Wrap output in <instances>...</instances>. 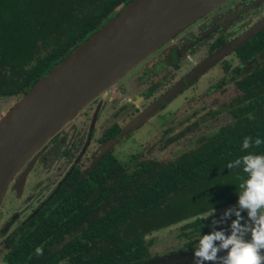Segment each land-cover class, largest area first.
<instances>
[{
	"label": "trees",
	"instance_id": "obj_1",
	"mask_svg": "<svg viewBox=\"0 0 264 264\" xmlns=\"http://www.w3.org/2000/svg\"><path fill=\"white\" fill-rule=\"evenodd\" d=\"M129 1L0 0V96L27 92ZM234 50L239 64L220 84L234 81L242 94L208 114L228 112L231 122L166 164L139 162L115 176L93 168L44 225L17 236L4 255L6 264H56L65 256L71 264H137L147 254L144 234L236 202L241 170L226 165L247 154L241 151L245 137L264 140V29ZM248 152L264 154V144ZM188 227L203 233L205 223L196 218ZM63 235L68 239L58 249L36 254L45 237Z\"/></svg>",
	"mask_w": 264,
	"mask_h": 264
},
{
	"label": "flooded vegetation",
	"instance_id": "obj_2",
	"mask_svg": "<svg viewBox=\"0 0 264 264\" xmlns=\"http://www.w3.org/2000/svg\"><path fill=\"white\" fill-rule=\"evenodd\" d=\"M263 17L264 0H227L182 29L148 57L132 67L107 90L83 106L72 120L64 124L54 135L46 140L41 148L18 171L15 180L9 184L5 197L0 204V263L6 264L4 255L11 248L13 241H16L17 236L28 233L32 229L36 230V228L44 225L50 216L53 215L55 208L65 200L64 197L71 192L72 187L79 180H88L89 172L95 167L106 170V167L102 164V159L109 156L111 152L107 151L103 158H99L100 147L106 145L112 138H115L116 134L123 127L144 111L159 96L181 81L202 60L246 31ZM234 51L224 56L202 75L211 68L221 64L225 58L232 55L235 56ZM153 55H156L157 59L145 64L146 60ZM188 56L195 58L190 69L181 74L159 95L143 105L144 101L150 99L153 91L158 88L159 81H163L169 73L180 71L182 69L181 62L184 59H188ZM201 76L186 85L168 102L162 104L157 111L163 109L166 104L180 95ZM19 97L0 96V99L6 98L3 99L1 107L9 99L17 100ZM222 113L229 114L228 112ZM144 122L146 121L132 128L124 137L129 135L133 130L138 129ZM169 142L171 141L168 140ZM204 142V140L197 139L196 147L187 152L196 149ZM187 152H182L180 155ZM180 155L167 162L148 159L139 160L133 165L125 166L120 172L124 169L132 168L139 162L166 164L176 160ZM25 170V176L22 178L20 184L17 183L16 185L17 177ZM107 174L109 176L116 175H110L108 172ZM6 198L9 199V203L2 210L1 208ZM235 203L215 208V210L227 208ZM102 208L103 205L99 204L98 210H102ZM211 211H206L144 234L142 240L147 254L137 264L154 258L165 257L172 253L168 251L157 255L156 251L152 252L153 242L146 240V237L152 232L177 224L183 223L180 229H188L190 233H181V237L187 240L174 252H193L196 243H198V236L211 231V219L207 220L205 217L207 214H211ZM98 212L101 213L100 211ZM244 215L246 216V213ZM91 217H93L92 214L90 215ZM196 218L201 219L206 225L203 233H201V230H193L191 227H188ZM88 220V214L83 215L81 223L83 225L87 224ZM228 223L230 224V222ZM225 227H227V224ZM74 232L75 230L73 229L71 232L72 237L75 236ZM78 237L81 238L82 243L86 242L87 246H90V241L87 240V237L85 238L81 235ZM67 239V235H63L61 238L59 237L55 240L45 237L37 247L46 248L47 250L53 248L55 250ZM45 243L50 245H45ZM99 245L97 244L94 248L99 247ZM80 248L83 251L82 245ZM224 254L220 253V255ZM67 257L59 259L56 264H71L68 262Z\"/></svg>",
	"mask_w": 264,
	"mask_h": 264
},
{
	"label": "water",
	"instance_id": "obj_3",
	"mask_svg": "<svg viewBox=\"0 0 264 264\" xmlns=\"http://www.w3.org/2000/svg\"><path fill=\"white\" fill-rule=\"evenodd\" d=\"M227 0H131L34 82L0 117V204L24 163L64 124L182 29ZM264 29V17L214 51L106 143L108 148ZM106 151L108 149H105ZM26 170L17 177L20 184ZM141 264H194L193 253Z\"/></svg>",
	"mask_w": 264,
	"mask_h": 264
},
{
	"label": "rangeland",
	"instance_id": "obj_4",
	"mask_svg": "<svg viewBox=\"0 0 264 264\" xmlns=\"http://www.w3.org/2000/svg\"><path fill=\"white\" fill-rule=\"evenodd\" d=\"M154 59H157L156 55L149 57L145 64L154 61ZM194 61L195 58L191 56H188V59H184L181 62L182 69L175 73H169L163 81H159L158 88L153 91L150 99L144 101L143 105L159 95L181 74L188 71ZM225 64L229 66L227 71L223 69ZM238 64L239 61L234 55L225 58L221 64L208 70L195 83L166 104L163 109L154 112L150 117L146 118L144 120L146 122L140 125L138 129L133 130L126 137L123 136L118 140L116 139L108 148L106 145L100 147L99 158H103L107 151L111 152L109 156L102 159V164L106 167L108 173L115 175L125 166L133 165L139 160L148 159L160 162L173 160L182 152H187L196 147V140L200 137L206 136L231 122L232 117L227 113H220L214 117H208V114L210 113L209 111L212 112L218 109L223 103H227L242 94V91L234 81L225 85L220 84L224 77L230 75L231 69ZM218 85L220 86L217 87ZM3 99L6 98L0 99V117L16 101L9 99L1 107ZM169 139H171V142L168 143ZM105 149L108 150L106 151ZM8 203L9 199L6 198L1 209L4 210ZM225 209L217 210L216 218ZM209 215L205 216L206 219H208ZM232 219H235V217H232ZM182 225L183 223L177 224L148 235L146 240L153 242L152 252L156 251L157 255H161L163 252L171 251L172 253L170 254H175L174 251L179 249L187 240L181 237V233H190L188 229H180Z\"/></svg>",
	"mask_w": 264,
	"mask_h": 264
},
{
	"label": "clouds",
	"instance_id": "obj_5",
	"mask_svg": "<svg viewBox=\"0 0 264 264\" xmlns=\"http://www.w3.org/2000/svg\"><path fill=\"white\" fill-rule=\"evenodd\" d=\"M262 144L264 140L259 137H245L241 151L247 154L226 165L228 170H241L234 187L238 199L218 218L212 207L207 219H211V231L198 236L192 252L194 264H264V154L248 152ZM35 251L43 255L42 247Z\"/></svg>",
	"mask_w": 264,
	"mask_h": 264
}]
</instances>
